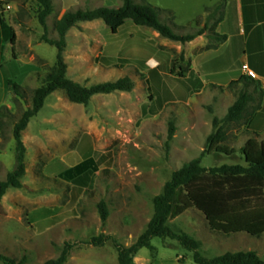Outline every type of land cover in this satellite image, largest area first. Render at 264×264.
Instances as JSON below:
<instances>
[{
	"label": "rangeland",
	"instance_id": "obj_1",
	"mask_svg": "<svg viewBox=\"0 0 264 264\" xmlns=\"http://www.w3.org/2000/svg\"><path fill=\"white\" fill-rule=\"evenodd\" d=\"M155 1L175 3V0ZM182 1L184 6L175 12L158 4L156 7L166 11L160 14L161 21L177 34L197 32L208 21L206 33L210 37V30L222 10L210 20L208 16L220 3L217 0ZM52 2L53 11L46 19L45 30L39 21L41 7L36 1L0 0V103L3 100L0 182L16 166L15 125L32 108L35 90L56 64L57 49L44 41V35L49 40H57L55 24L68 11L102 6L117 8L123 4L122 0ZM135 2L142 3V0ZM152 32H155L152 28L127 21L113 34L103 20L80 22L69 30L63 56L70 79L90 87L129 77L134 88L130 92L96 95L88 105L70 102L63 91H56L46 99L43 109L30 121L34 135H40L41 129L47 130L42 140L36 143L25 140L22 133L26 147L23 187L9 189L1 200L0 256L17 264H45L59 258L69 243L72 247L65 264H119L113 240L126 246L135 243L154 215V198L163 192L173 173L202 156L209 136L215 132L214 118L226 116L223 90L213 88L192 100L189 96L181 98L188 68L185 56L177 52L176 46L181 43L161 35L153 38ZM12 34L16 37L14 47ZM150 57L158 64L155 72L146 65ZM12 83L21 87V96L15 93ZM89 123L97 127L96 142L103 154L97 158L99 169L92 185L75 191L70 186L43 179V165L54 152L49 148L57 144L60 136L55 132L70 128L82 137ZM171 125L175 128L172 139L169 138ZM226 132L227 144L237 148V153L206 155L202 157L203 167L246 165L241 148L247 133H241L233 124L226 126ZM261 139L264 140V134ZM78 141L75 138L71 148ZM79 154L88 157L91 152L83 144ZM34 177L38 178L36 183ZM50 188L61 189L65 196L59 201H48L45 196ZM101 202L109 212L106 222L101 219ZM45 206L55 209H51V214L40 213V208ZM35 209L38 211L33 216L31 212ZM55 217L62 220L50 225ZM169 226L174 233L188 234L198 241V253L204 258L255 251L264 260V235L252 237L246 233L213 231L196 209L171 220ZM103 234L111 238L105 245L89 244L92 238ZM152 245L156 251L141 249L134 264H197L194 252L175 239L154 238ZM0 264H5L1 258Z\"/></svg>",
	"mask_w": 264,
	"mask_h": 264
},
{
	"label": "trees",
	"instance_id": "obj_2",
	"mask_svg": "<svg viewBox=\"0 0 264 264\" xmlns=\"http://www.w3.org/2000/svg\"><path fill=\"white\" fill-rule=\"evenodd\" d=\"M41 10L39 21L45 30L46 19L53 11L52 0H34ZM119 8L102 6L92 10L68 11L55 24L58 33L57 40H49L44 35V41L56 47V64L52 71L44 79L42 85L37 88L33 96L32 108L24 112L14 128V139L16 142V166L5 181L0 182V209L1 200L11 188L23 187L21 179L25 176L26 147L22 140V133L27 129L32 118L37 116L43 109L46 99L56 91H63L70 102L88 105L96 95H108L115 92H130L134 88V82L129 77L120 78L115 82H103L85 87L67 76V64L63 53L67 46L66 35L70 29L80 22H92L103 20L113 34L127 23L132 21L140 27H149L157 31L164 38L176 43L185 44L203 35L208 30V21L197 32L177 34L169 25L163 23L160 14L165 10L153 6L142 0H122ZM224 3L217 5L208 16L210 20L216 12L222 10ZM215 22L210 30V37L217 41H225L226 36L216 34L215 27L222 19ZM200 26V21L197 22ZM16 37L11 36V44L14 47ZM14 49V48H13ZM243 89L239 93L236 102L228 109L224 118H214L215 132L207 140L206 147L200 158L193 159L181 169L175 171L171 179L166 183L163 192L154 198V215L147 230L137 239L135 243L126 246L113 240L117 252L119 264H134V258L143 248L155 252L152 245L154 238L175 239L184 248L194 252V261L197 264H264L255 251L228 252L215 258H204L198 253L199 243L188 234H176L169 226V222L183 215L190 209H196L202 213L213 231L223 234L246 233L252 237H260L264 234V140L259 133H251V137L241 148V153L246 165H222L219 167L205 168L202 166V157L211 154H224L232 156L237 153L235 148L227 144L228 133L226 126L246 124L252 118L255 108L251 104L255 100L254 93H260L259 82L252 77H243ZM236 83V82H234ZM233 83V85H234ZM15 93L21 96V87L12 83ZM254 86V93L249 87ZM2 108L0 109V116ZM175 134L174 125H171L169 138ZM94 160H88L73 169V172L81 173ZM99 167V161L97 162ZM97 170V169H96ZM101 219L106 222L109 216L107 205L99 204ZM61 217L50 220V225L61 221ZM111 238L106 235L92 238L90 245L97 247L105 245ZM71 244H66L62 255L57 259L47 261L45 264H65L71 250ZM5 264H17L14 260L0 256Z\"/></svg>",
	"mask_w": 264,
	"mask_h": 264
},
{
	"label": "crops",
	"instance_id": "obj_3",
	"mask_svg": "<svg viewBox=\"0 0 264 264\" xmlns=\"http://www.w3.org/2000/svg\"><path fill=\"white\" fill-rule=\"evenodd\" d=\"M146 1L155 6L160 4L161 8L173 12L178 7L184 6L182 0H175L174 4L170 1L162 3L155 0ZM217 1L224 3V7L222 19L216 25L215 32L218 35L226 36L227 39L220 42L204 33L191 42L176 46L177 52L185 56L188 66L183 78L182 85L185 90L181 92V98L189 96V100H192L204 92H211L213 88L222 89L225 95L224 100L227 102L225 111L227 114L228 109L236 102L243 89L242 78H251L252 76L248 74V71L253 72L254 77L252 79L259 82L261 94L254 93V86L249 87V91L255 96V100L251 104V109L255 108V112L248 123L236 125L241 133L245 131L249 136L246 135L245 144L251 137V133H259L261 137L264 134V0ZM97 21L99 20L92 22ZM159 35L157 31L151 33L153 38H158ZM152 62L155 64H151ZM146 65H150L152 72L158 70L155 68L158 64L154 57L146 60ZM169 65L168 63V65L163 66L166 68ZM244 66L247 67V70L244 69ZM193 85L194 88L192 89ZM2 103L3 100L0 106ZM31 123L23 132V137L25 140L32 139L36 143L42 140L47 130L41 129L40 135H34L31 132ZM86 128L82 137H79V133L70 128H63L62 131L57 130L55 132L60 134L57 137V144L50 146V148L45 146V149H54V152L50 153L51 158L43 165L41 172L43 179L56 182L59 186H70L75 191L88 189L92 185L94 175L99 169L97 158L103 154L101 147L96 142L97 127L95 124L89 123ZM75 138L80 139V141L76 147L71 148ZM83 144L91 152L88 157H82L79 154ZM91 159L95 161V164L90 165L79 174L73 172L75 167ZM34 179L36 183L38 178L34 177ZM47 194L45 197L48 198V201L51 200L50 202L59 201L65 196V193L59 188H50ZM40 209H42L39 211L40 213L51 214V209L55 208L45 206ZM37 211L38 209H35L31 215L34 216Z\"/></svg>",
	"mask_w": 264,
	"mask_h": 264
},
{
	"label": "built area",
	"instance_id": "obj_4",
	"mask_svg": "<svg viewBox=\"0 0 264 264\" xmlns=\"http://www.w3.org/2000/svg\"><path fill=\"white\" fill-rule=\"evenodd\" d=\"M244 69H245V70H247V67H246V66H244ZM248 74H249L250 76L254 77V74H253V72H251V71H248Z\"/></svg>",
	"mask_w": 264,
	"mask_h": 264
}]
</instances>
